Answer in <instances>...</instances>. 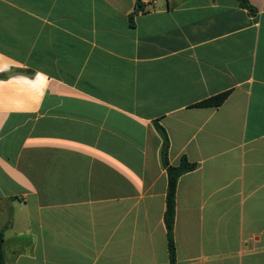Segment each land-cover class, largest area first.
Returning a JSON list of instances; mask_svg holds the SVG:
<instances>
[{
  "label": "crops",
  "instance_id": "0c3cea01",
  "mask_svg": "<svg viewBox=\"0 0 264 264\" xmlns=\"http://www.w3.org/2000/svg\"><path fill=\"white\" fill-rule=\"evenodd\" d=\"M0 0L6 264H264V0ZM230 92L220 107L198 103Z\"/></svg>",
  "mask_w": 264,
  "mask_h": 264
},
{
  "label": "trees",
  "instance_id": "16d2710c",
  "mask_svg": "<svg viewBox=\"0 0 264 264\" xmlns=\"http://www.w3.org/2000/svg\"><path fill=\"white\" fill-rule=\"evenodd\" d=\"M239 6L243 9L248 10L251 13L255 12V8L251 5L249 0H237ZM145 8L141 0H136L135 11L131 14V24H133V17L138 13H145ZM230 92H225L223 94L217 95L213 98L205 100L198 103L195 107L199 108H210V107H220L229 97ZM155 128L162 139L161 148V163L163 168L167 172L168 176V190L166 197V211L164 215V221L167 230L168 238V252H169V264L177 263V253L174 238V226L176 217V193L179 178L189 172H193L197 169L198 165L196 163L190 162L186 157H183L178 166H173L169 161V150H170V140L165 128L159 124L158 121L154 123ZM5 238L3 232L0 231V264H6L5 252H4Z\"/></svg>",
  "mask_w": 264,
  "mask_h": 264
}]
</instances>
